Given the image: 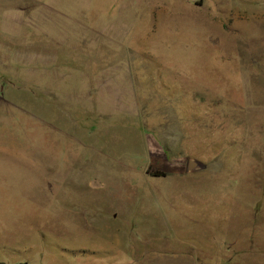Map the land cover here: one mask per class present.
Wrapping results in <instances>:
<instances>
[{
    "label": "rangeland",
    "instance_id": "1",
    "mask_svg": "<svg viewBox=\"0 0 264 264\" xmlns=\"http://www.w3.org/2000/svg\"><path fill=\"white\" fill-rule=\"evenodd\" d=\"M0 264H264V0H0Z\"/></svg>",
    "mask_w": 264,
    "mask_h": 264
},
{
    "label": "water",
    "instance_id": "2",
    "mask_svg": "<svg viewBox=\"0 0 264 264\" xmlns=\"http://www.w3.org/2000/svg\"><path fill=\"white\" fill-rule=\"evenodd\" d=\"M193 165H194V162L193 161H190L189 162V165H188V168L190 169Z\"/></svg>",
    "mask_w": 264,
    "mask_h": 264
}]
</instances>
